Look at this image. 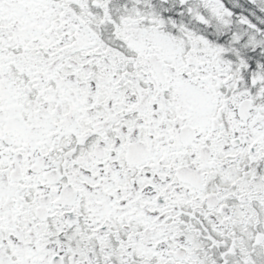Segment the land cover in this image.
Listing matches in <instances>:
<instances>
[{
  "label": "flooded vegetation",
  "instance_id": "obj_1",
  "mask_svg": "<svg viewBox=\"0 0 264 264\" xmlns=\"http://www.w3.org/2000/svg\"><path fill=\"white\" fill-rule=\"evenodd\" d=\"M172 1L180 19L206 0ZM207 1L218 10L206 47L228 67L224 84L251 90L229 111L161 97L119 108L61 75L64 59L54 73L53 53L2 50L0 264H211L247 235L264 243V115L262 136L247 132L264 104L251 85L264 88V0Z\"/></svg>",
  "mask_w": 264,
  "mask_h": 264
},
{
  "label": "rangeland",
  "instance_id": "obj_2",
  "mask_svg": "<svg viewBox=\"0 0 264 264\" xmlns=\"http://www.w3.org/2000/svg\"><path fill=\"white\" fill-rule=\"evenodd\" d=\"M122 1L0 0V72L6 59L2 50L18 46L19 51L53 53L50 64H55L54 73L60 68L57 62L64 59L68 65L60 68L61 75L72 83L79 80L80 90L96 99H111L119 108L161 97L162 104L180 111L193 108L194 113L202 114L220 106L229 111L244 96H250L251 90L245 91L240 84H224L228 67L216 61L206 47L210 43L209 21L218 10L214 3L206 0L199 7L184 8L180 19L173 21L174 30L164 32L162 27L168 22L162 20V12L168 5L170 17L172 0ZM25 56L30 58L26 52ZM153 56L163 64L167 75L164 86L150 64ZM192 58L195 62L189 64ZM251 85L255 91L264 89L262 84ZM127 94L135 95L136 100L127 99ZM256 100L261 102L263 95ZM262 107L247 128L254 137L263 134L254 129L262 122L257 119L264 115V104ZM215 245V250L226 251L229 243L219 239ZM237 248V256L213 253L207 261L254 264L264 255V243H258L256 236L247 235Z\"/></svg>",
  "mask_w": 264,
  "mask_h": 264
},
{
  "label": "water",
  "instance_id": "obj_3",
  "mask_svg": "<svg viewBox=\"0 0 264 264\" xmlns=\"http://www.w3.org/2000/svg\"><path fill=\"white\" fill-rule=\"evenodd\" d=\"M181 1H187V0H181ZM156 58H153L151 60V63L155 69V71L158 73L159 77H160V80L162 83H164L165 79H164V76L162 75V68H161V65L156 63Z\"/></svg>",
  "mask_w": 264,
  "mask_h": 264
},
{
  "label": "trees",
  "instance_id": "obj_4",
  "mask_svg": "<svg viewBox=\"0 0 264 264\" xmlns=\"http://www.w3.org/2000/svg\"><path fill=\"white\" fill-rule=\"evenodd\" d=\"M117 2H119V0H116ZM116 1H114L113 3L115 4V3H117Z\"/></svg>",
  "mask_w": 264,
  "mask_h": 264
},
{
  "label": "bare ground",
  "instance_id": "obj_5",
  "mask_svg": "<svg viewBox=\"0 0 264 264\" xmlns=\"http://www.w3.org/2000/svg\"><path fill=\"white\" fill-rule=\"evenodd\" d=\"M214 76V75H213ZM202 86V85H201Z\"/></svg>",
  "mask_w": 264,
  "mask_h": 264
}]
</instances>
